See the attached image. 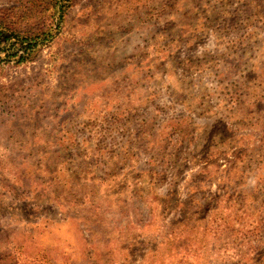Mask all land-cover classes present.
<instances>
[{
	"label": "rangeland",
	"instance_id": "obj_1",
	"mask_svg": "<svg viewBox=\"0 0 264 264\" xmlns=\"http://www.w3.org/2000/svg\"><path fill=\"white\" fill-rule=\"evenodd\" d=\"M0 9V264H264V0Z\"/></svg>",
	"mask_w": 264,
	"mask_h": 264
},
{
	"label": "trees",
	"instance_id": "obj_2",
	"mask_svg": "<svg viewBox=\"0 0 264 264\" xmlns=\"http://www.w3.org/2000/svg\"><path fill=\"white\" fill-rule=\"evenodd\" d=\"M56 5H60L59 2ZM11 16L0 9V61L20 65L33 60L37 49L44 42L51 40L53 34L51 29H45L44 24L28 30L19 28Z\"/></svg>",
	"mask_w": 264,
	"mask_h": 264
}]
</instances>
